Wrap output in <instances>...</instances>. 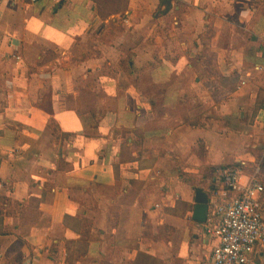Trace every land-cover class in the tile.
<instances>
[{"label": "crops", "instance_id": "0c3cea01", "mask_svg": "<svg viewBox=\"0 0 264 264\" xmlns=\"http://www.w3.org/2000/svg\"><path fill=\"white\" fill-rule=\"evenodd\" d=\"M165 1L0 0V264H213L196 197L258 162L264 0Z\"/></svg>", "mask_w": 264, "mask_h": 264}, {"label": "built area", "instance_id": "2783aa9c", "mask_svg": "<svg viewBox=\"0 0 264 264\" xmlns=\"http://www.w3.org/2000/svg\"><path fill=\"white\" fill-rule=\"evenodd\" d=\"M261 45L264 49V40ZM216 172L224 185L223 199L205 223L206 234L219 239L212 249L213 264H253L264 248L262 163L249 166L241 161L218 167Z\"/></svg>", "mask_w": 264, "mask_h": 264}, {"label": "water", "instance_id": "95a60500", "mask_svg": "<svg viewBox=\"0 0 264 264\" xmlns=\"http://www.w3.org/2000/svg\"><path fill=\"white\" fill-rule=\"evenodd\" d=\"M168 3H171V0H166ZM165 1V2H166ZM196 209H195V218L199 221H206L207 214L209 210V197L206 192L198 191L196 197Z\"/></svg>", "mask_w": 264, "mask_h": 264}, {"label": "rangeland", "instance_id": "374dc122", "mask_svg": "<svg viewBox=\"0 0 264 264\" xmlns=\"http://www.w3.org/2000/svg\"><path fill=\"white\" fill-rule=\"evenodd\" d=\"M117 4H118V5H121V4H123V1H122V3L120 2V3H117ZM259 106L261 107L262 104H260ZM253 122H254V121L249 120V121H248V124H249V125H252ZM262 143H263V146H262V148H259V152L256 153V151H253L252 149L249 150V152L253 155V157H256V159H257L258 161H261L262 164H263V167H264V142H262Z\"/></svg>", "mask_w": 264, "mask_h": 264}, {"label": "trees", "instance_id": "16d2710c", "mask_svg": "<svg viewBox=\"0 0 264 264\" xmlns=\"http://www.w3.org/2000/svg\"><path fill=\"white\" fill-rule=\"evenodd\" d=\"M107 1V0H106ZM111 2V1H110ZM114 2H115V0H114ZM112 3V2H111ZM116 3V2H115ZM117 4V3H116ZM118 7L120 8L121 6L120 5H118ZM106 9H108V7H101L100 8V12H101V15H107V13L104 11V10H106Z\"/></svg>", "mask_w": 264, "mask_h": 264}]
</instances>
